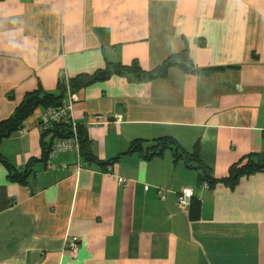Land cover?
Returning a JSON list of instances; mask_svg holds the SVG:
<instances>
[{"label": "crops", "instance_id": "crops-1", "mask_svg": "<svg viewBox=\"0 0 264 264\" xmlns=\"http://www.w3.org/2000/svg\"><path fill=\"white\" fill-rule=\"evenodd\" d=\"M184 49L193 71L74 92L94 157L78 172L75 151L45 158L41 106L0 142V264H264V169L203 187L170 148L128 152L168 136L216 177L264 153V0H0V121L37 88L57 94L108 62L149 70ZM184 187L197 219L177 204Z\"/></svg>", "mask_w": 264, "mask_h": 264}, {"label": "trees", "instance_id": "trees-1", "mask_svg": "<svg viewBox=\"0 0 264 264\" xmlns=\"http://www.w3.org/2000/svg\"><path fill=\"white\" fill-rule=\"evenodd\" d=\"M171 66H180L188 71H193L190 58L186 49L181 52L174 53L165 58L160 64L152 69L145 70L135 60L129 64H120L108 62L104 68L97 69L93 73H80L69 79H61L58 83L57 94L50 93L37 88L33 91L25 93L19 105L15 108L12 116L0 121V142L22 128L24 120L32 114L38 107H46L49 105H58L63 100L66 93V81L69 89L76 92L78 89L88 86L96 81L108 79L113 74H127L135 79H156L164 78L167 75L168 68ZM215 67L200 68L196 70L202 73H210ZM55 135L61 137L68 136L69 127L66 124H57L52 129ZM143 139H134L130 142L128 152L144 149L143 157L149 159L153 156L161 155L166 148L172 149L174 159H183L185 164L190 168H196L200 171L201 177L199 183L206 181L208 186H213L216 183H225L229 186H234L241 175L250 174L264 169V153L246 154L241 156L237 161L233 162L224 176L216 177L211 174L210 169L202 163L198 157V148L192 152L185 151L173 138L162 137L152 139L151 145H142ZM78 142L80 157L87 164L94 161V157L90 151V141L87 138L86 132L82 126L78 127ZM44 147L45 158L48 157V146ZM113 162L106 161L104 167L107 168ZM15 177V174L13 175ZM200 213V201L192 197L188 207V216L190 219H197Z\"/></svg>", "mask_w": 264, "mask_h": 264}, {"label": "built area", "instance_id": "built-area-1", "mask_svg": "<svg viewBox=\"0 0 264 264\" xmlns=\"http://www.w3.org/2000/svg\"><path fill=\"white\" fill-rule=\"evenodd\" d=\"M75 94L70 91L68 83L66 81V93L58 105H49L42 108L41 116L37 123L38 130L43 134H49L48 139L45 140L48 146V159L55 157L60 152L75 151L78 156L76 163V171L86 167L88 164L83 161L79 153V142H78V127L79 124L74 120L72 110L74 105ZM100 116H94V121L92 123H98ZM57 124H66L69 127L68 136L55 135L53 128ZM48 164L49 161H48ZM111 165H108L106 171H111ZM117 181L126 185L127 179L124 177H117ZM203 187H207L208 183L206 181L202 182ZM166 188L159 190L161 197H164ZM193 197L192 189L189 187L181 188L176 195L177 204L184 209H188L191 199ZM72 255L76 254L77 247L74 242L70 245Z\"/></svg>", "mask_w": 264, "mask_h": 264}]
</instances>
